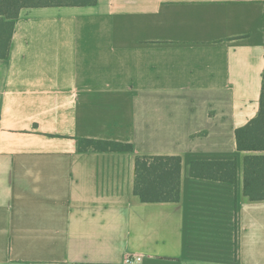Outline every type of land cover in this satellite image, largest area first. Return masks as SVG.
<instances>
[{
	"label": "crops",
	"instance_id": "1",
	"mask_svg": "<svg viewBox=\"0 0 264 264\" xmlns=\"http://www.w3.org/2000/svg\"><path fill=\"white\" fill-rule=\"evenodd\" d=\"M263 10L264 0L21 9L0 58V264H264V200L243 193L235 137L259 112ZM79 139L132 148L80 150ZM137 156L180 157L177 201H141ZM227 159L233 183L188 173L194 160Z\"/></svg>",
	"mask_w": 264,
	"mask_h": 264
},
{
	"label": "trees",
	"instance_id": "2",
	"mask_svg": "<svg viewBox=\"0 0 264 264\" xmlns=\"http://www.w3.org/2000/svg\"><path fill=\"white\" fill-rule=\"evenodd\" d=\"M97 0H0V58L7 57L14 22L21 9L42 6L93 5ZM264 15V10H263ZM236 146L246 152L243 160V193L250 200H264V71L257 116L236 129ZM80 150H131L122 142L79 139ZM237 162L227 160H194L188 173L194 177L235 182ZM181 159L179 156H137L135 159L134 192L143 202L177 201L179 199Z\"/></svg>",
	"mask_w": 264,
	"mask_h": 264
},
{
	"label": "built area",
	"instance_id": "3",
	"mask_svg": "<svg viewBox=\"0 0 264 264\" xmlns=\"http://www.w3.org/2000/svg\"><path fill=\"white\" fill-rule=\"evenodd\" d=\"M142 259L141 256H128L126 257V262L127 263H137Z\"/></svg>",
	"mask_w": 264,
	"mask_h": 264
}]
</instances>
